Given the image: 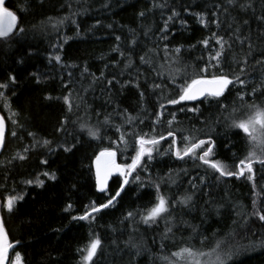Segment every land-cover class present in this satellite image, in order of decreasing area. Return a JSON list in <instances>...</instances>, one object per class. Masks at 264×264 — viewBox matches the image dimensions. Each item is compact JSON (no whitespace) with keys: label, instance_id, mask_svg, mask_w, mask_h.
<instances>
[{"label":"trees","instance_id":"16d2710c","mask_svg":"<svg viewBox=\"0 0 264 264\" xmlns=\"http://www.w3.org/2000/svg\"><path fill=\"white\" fill-rule=\"evenodd\" d=\"M6 4L17 11L19 27L25 33L11 49L0 47V82H6V72L18 78V84L6 91L11 111L0 100V116L5 119V147L0 151V216L10 239L21 241L16 251L21 253L23 264H80L78 250L94 236L102 241L96 264H187L190 257L178 259L172 255L185 247L201 259L210 260L205 264H219L218 256L221 259L227 256L226 264H264V226L251 217L253 200L257 208L264 206V167L255 165V188L243 177L216 179L218 174L211 170L205 174L206 166L196 167L198 161L188 158L181 161L171 153L163 154L171 137L161 141L160 152L153 153L149 171L140 172L142 187L129 185L115 207L104 210L91 223L71 221V216L82 214L90 201L101 203L107 199L95 190L89 166L101 149L117 147L122 132L128 133V149L118 151L119 163L130 162L135 154V137L131 133L166 136L169 130L176 132L181 148L185 135L194 139L211 135L218 145L227 141L231 151L217 147L214 159H220L232 170H236L238 160L249 151L261 154L259 142L254 143L230 125L253 116L255 109L251 105L264 109L261 94L264 69L253 67L255 59L264 52V22L258 19L264 15V0H235V4H229L228 0H43L42 4L39 0H6ZM21 7L25 10L20 11ZM173 9L180 16L170 22L169 38L162 40L160 29ZM140 12L145 15L140 17ZM195 14H203L208 26L204 27ZM217 20L219 26L213 22ZM212 33L231 45L230 48L226 45L222 58L224 71L230 76L234 73L228 70L229 65L238 71L233 57L243 58L248 44L253 45L247 74L242 77L246 87L240 89L237 85L226 93L227 99L223 101L228 105L226 110L199 101L168 105L167 99L177 95L176 84L198 74L209 52L219 47L214 40L210 41L209 49L200 43ZM116 36L121 37L119 42ZM65 37L70 38L67 43ZM236 37L245 43L241 45ZM117 44L123 58L113 51ZM176 47H181L179 56L172 51ZM56 54L62 58L59 64L54 59L50 61ZM20 56H24L23 64L16 62ZM141 56L147 63L141 62ZM129 58L132 66L126 68ZM219 71L210 68V73ZM101 73L104 78L94 83V77H100ZM37 77L40 83H36ZM109 79L114 81L110 87L105 83ZM127 81L138 82L139 89L131 84L121 88ZM153 83L167 86L153 91ZM13 89L15 95L11 94ZM238 91L245 94L244 101L237 98ZM140 92H144L143 100ZM161 103L166 105L164 109L160 108ZM181 107L185 110L181 111ZM191 107L199 108L200 112H188L186 109ZM161 111L163 118L154 123L155 114ZM172 113L176 119L169 128L167 121L172 119ZM127 116L140 117L143 123L137 119L128 124ZM13 119L18 123L13 124ZM81 123L99 128L101 138L91 139L81 130ZM62 124L64 130L60 131ZM13 131L17 133L15 137L11 135ZM28 133H34L35 139ZM42 140L51 144L35 143ZM72 143H76V148L71 153L60 147ZM25 148L30 150L24 153ZM18 152L28 158L13 160ZM44 159L47 165L40 163ZM43 171L55 172L57 179L41 177L45 180L43 188L24 183ZM169 173L174 183L168 179ZM200 176H205L204 184H200ZM193 177L199 185L196 189L189 183ZM117 181L114 176L109 182L112 194ZM153 183H159L161 194L173 202L194 191L193 202L187 207L171 208L170 215L165 214V218L151 226L138 223L139 216L125 220L128 212H142L152 206L156 193ZM16 193L24 194V199L10 214L2 204L5 197ZM69 203L73 210L66 213L63 209ZM168 228L171 232H167ZM130 239L137 247L128 243Z\"/></svg>","mask_w":264,"mask_h":264},{"label":"snow or ice","instance_id":"6c2138e0","mask_svg":"<svg viewBox=\"0 0 264 264\" xmlns=\"http://www.w3.org/2000/svg\"><path fill=\"white\" fill-rule=\"evenodd\" d=\"M39 3H43V0H39ZM229 4H235V0H228ZM155 6V5H154ZM163 7L164 5H159ZM243 7V5H241ZM20 11H24L25 9L21 7ZM140 17L145 15L144 12L139 13ZM197 15L199 22L204 26H208V21L205 19L203 14H195ZM215 15V14H214ZM180 13L175 9L172 10L171 15L165 20L162 28L160 29L162 36V40H167L168 33H169V26L170 22H174L176 17H179ZM64 19H68L65 17ZM261 22H264V15H261L258 18ZM214 23L219 26V21H213ZM63 23V20L60 21ZM75 23V21H73ZM182 23H184L182 21ZM245 25L248 24V21L245 20L243 22ZM111 27V25H109ZM236 31H239L237 29ZM25 33V29L19 27V17L17 15V11L10 9L9 6L6 4V0H0V47H7L11 49L13 44H18L19 40L22 38V35ZM147 34V33H145ZM68 37L64 38V42L67 43ZM116 41L119 42L121 40L120 36L115 37ZM239 40L240 44L243 45L245 40H241L239 37H236ZM215 45L219 47L209 52L207 60L203 67L199 69V73L184 79L182 83L176 84V88L178 89L177 95L175 98L167 99L168 105H184L185 102L190 101H199L200 104H204L205 102L209 103L211 106L215 104L218 110L228 108V105L225 104L223 101L227 99L226 93H230L232 87H236L239 85L240 89L246 87L245 80L242 78L247 74V69L249 66V59L253 55V45L251 43L248 44V52L246 55L237 60L233 57V63L238 65V71L236 68H232L231 65L228 66V70L234 73V75L230 76L227 72L224 71L225 62L222 61L227 47H231L222 36L217 35L216 33H212L211 37L205 38L204 40L200 41L205 49H209L210 41H213ZM135 40L132 41L135 44ZM62 47V46H61ZM195 47V45H193ZM120 54L123 58L124 53L120 51L119 44L113 49ZM165 53L167 54L168 49L167 46L164 48ZM176 56H179L181 52V47H176L172 50ZM27 55H31V53H26ZM54 59L57 64L61 62V56L56 54L55 56L50 57V61ZM200 59H204L201 57ZM141 62L147 63L145 57H140ZM19 64H23L25 62L24 56H20L19 59L16 61ZM132 66V61L129 58L127 64H125L126 68H130ZM260 66L264 69V52H261L259 58H256L254 61L253 67ZM210 68H216L220 71L218 73H210ZM87 72V67L84 69ZM36 76L35 73L32 74ZM94 75V74H93ZM103 73H101L100 77H94L93 82L95 83L98 80H102ZM6 82H0V100L4 102V106L6 109L11 111L9 97L6 95V91L10 88L11 85L18 84V78L15 74L11 72H6L4 77ZM40 79L36 78V83H40ZM113 80L109 79L106 80V86H111L113 84ZM172 83H175V76L172 77ZM132 85L133 87L139 89V83L133 84L132 81H127L121 84V88L127 87L128 85ZM167 85L161 83H153L151 85L152 90L156 91L157 89L163 90ZM67 87V85H65ZM262 92L261 94L264 95V83L261 84ZM12 95H15V90L13 89L11 92ZM256 94V89H252V95ZM140 97L143 100L144 92H140ZM237 98L241 101H244L245 94H241V92H237ZM46 99H52V97H46ZM65 103H68V97L64 98ZM165 104L161 103L160 108L164 109ZM72 105L69 104V111H71ZM254 107V115L249 117L246 121L236 122L233 121L230 125L234 129H238L240 132L245 134L247 137H250L251 140L256 143L259 142L261 147V154H257L255 150H251L248 154L238 160V163L235 165L236 170H232L229 166L223 163L220 159H214L217 147L226 148L228 151H231V146L225 141L223 145H218L217 139L211 135H208L206 139H194L189 135L183 136L184 146L181 148L178 145L176 132L169 130L167 135L160 134L159 136L152 135L149 136L148 133H131L134 139V155L130 157V162L126 163H118L117 162V154L118 151H127L128 149V141L126 139V135L128 133H121L119 136V143L117 147H106L101 149L97 154H95L92 164L89 166L90 170L93 171L94 177V187L98 193L104 194L107 199L104 202L97 203L95 200L89 202L88 205L84 206V212L79 215H72L71 221H88L89 223L93 222L96 217L104 212V210L110 209L115 207L116 203H118L119 199L122 198V194L126 192V189L129 185L135 183L138 186H143V181L141 179L140 172H148L149 163L154 159V152H160V144L161 141L167 140L171 137V141L169 143V147L167 152L163 154L171 153L177 160H185L186 158L192 159L194 162L198 161L199 163L196 164V167L206 166V173L207 170H211V172L216 175V179L220 178H231L235 177L237 179L243 177L247 181H251L253 183V187L255 188L256 184V172L257 169L255 168L256 164L261 165L264 167V109L257 107L255 105H251ZM181 111L185 109L181 107ZM188 112L198 113L200 109L197 107H191L186 109ZM126 111V110H125ZM13 115H17V113H13ZM156 119L154 123H160L161 119L163 118V112H158L155 114ZM172 119L168 120L167 123L169 128L176 119L175 113H172ZM140 119V117H126V123L133 124L135 120ZM109 118L106 117L104 123H108ZM140 122L143 123V120L140 119ZM13 124H17L18 122L13 119ZM64 123H67L65 121ZM80 128L82 131H86L87 135L94 140L100 139V131L99 128L94 126H89L85 123H81ZM60 131L64 130V124L61 125ZM117 132H120L121 129L117 127ZM155 132V129H153ZM257 132L260 135H257ZM13 137L17 135L15 131L11 133ZM28 135L33 136L35 139L34 133H28ZM78 142V141H77ZM36 144H41L42 146H48L51 144L49 140H42V141H35ZM113 143H116L115 141ZM120 144H123V149L120 148ZM5 147V119L3 116H0V150ZM65 153H71L76 148V143H72L70 145H60ZM30 149L25 148L24 153H27ZM28 157L26 154L16 153L15 156L12 157L13 160L19 159L21 161L26 160ZM11 162V161H9ZM41 164L47 165L48 161L46 159L40 161ZM113 176L118 177L117 181V188L112 194L109 190V181L113 178ZM41 177L47 178V180L55 181L57 176L55 172L43 171L35 176L33 179H29L24 181L27 185H35L36 187L43 188L45 185V180L41 179ZM169 180H172L171 173L168 176ZM196 177H193L192 180L189 181L191 188L196 189L199 187L198 184L195 183ZM200 184H204L205 176L199 177ZM174 183L175 181L172 180ZM153 186L156 189L155 193V202L152 204L151 207L146 208L142 212H128L125 216V220H135L136 216H139L138 223H142L144 225L151 226L158 222L159 219L165 218V214L170 215L171 208L182 205L187 207L193 202V196L195 192L186 194L178 201H171L170 199L166 198L160 191L159 183H153ZM24 199V194L16 193L15 195H8L4 198L2 207L8 213H13L16 209L17 204ZM253 211L251 212V217L258 220L262 226H264V206L257 208L256 201L253 200ZM64 212L71 213L73 210V205L71 203L67 204L64 207ZM247 222V221H245ZM135 230V229H134ZM171 228L167 229V232H171ZM56 231H59L57 229ZM131 244L132 247H137L135 244L131 243V239L128 242ZM21 244L20 240H11L8 231L5 228V222L2 216H0V264H23V257L20 252L16 251V247ZM102 249V241L99 236H94L90 239L88 244L78 251L80 252V264H96V258L98 253ZM14 254V255H13ZM137 255H139V250H137ZM174 257L178 259H186L188 257H193L196 253L188 247L182 248L180 251L174 252L172 254ZM229 256L231 253L228 254ZM219 264H226L227 256L224 259H221L219 256L217 257ZM175 264V262H172Z\"/></svg>","mask_w":264,"mask_h":264},{"label":"rangeland","instance_id":"374dc122","mask_svg":"<svg viewBox=\"0 0 264 264\" xmlns=\"http://www.w3.org/2000/svg\"><path fill=\"white\" fill-rule=\"evenodd\" d=\"M257 135L259 136L260 133L257 132ZM13 255H14V254H13ZM206 261H207V262H210V260H203V259H201V257H200L199 255H195V256H193V257H190L189 262H187V264H205ZM213 261H214V260L212 259V262H213Z\"/></svg>","mask_w":264,"mask_h":264},{"label":"water","instance_id":"95a60500","mask_svg":"<svg viewBox=\"0 0 264 264\" xmlns=\"http://www.w3.org/2000/svg\"><path fill=\"white\" fill-rule=\"evenodd\" d=\"M1 151V150H0ZM117 162H118V160H117ZM119 163V162H118ZM94 171V170H93ZM114 177V176H113ZM95 182V181H94ZM110 182V181H109Z\"/></svg>","mask_w":264,"mask_h":264}]
</instances>
